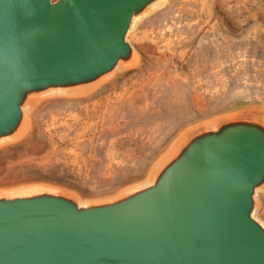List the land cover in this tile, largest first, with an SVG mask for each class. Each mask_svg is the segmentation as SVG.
I'll return each mask as SVG.
<instances>
[{"label":"water","instance_id":"water-1","mask_svg":"<svg viewBox=\"0 0 264 264\" xmlns=\"http://www.w3.org/2000/svg\"><path fill=\"white\" fill-rule=\"evenodd\" d=\"M163 0H0V142L39 95L89 88L131 63L135 20ZM264 114L186 132L149 179L81 201L0 192V264H264Z\"/></svg>","mask_w":264,"mask_h":264},{"label":"rangeland","instance_id":"rangeland-1","mask_svg":"<svg viewBox=\"0 0 264 264\" xmlns=\"http://www.w3.org/2000/svg\"><path fill=\"white\" fill-rule=\"evenodd\" d=\"M127 38L131 63L30 101L21 133L0 142V192L115 197L147 181L192 128L264 114V0H163ZM255 215L264 223V187Z\"/></svg>","mask_w":264,"mask_h":264}]
</instances>
